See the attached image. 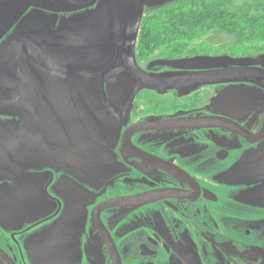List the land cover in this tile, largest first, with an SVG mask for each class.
I'll list each match as a JSON object with an SVG mask.
<instances>
[{"label":"flooded vegetation","instance_id":"1","mask_svg":"<svg viewBox=\"0 0 264 264\" xmlns=\"http://www.w3.org/2000/svg\"><path fill=\"white\" fill-rule=\"evenodd\" d=\"M142 25L141 71L205 83L143 89L107 133L90 123L83 142L71 136L69 148L46 150L56 157L23 170L31 206L23 220L0 226V264H264V46L208 30L195 38L213 36L207 47L201 39L182 52L146 53ZM85 47L80 68L92 78L120 63L119 43ZM195 58L210 62L173 65ZM78 88L111 112L106 83ZM0 121L14 134L23 127L19 117Z\"/></svg>","mask_w":264,"mask_h":264},{"label":"water","instance_id":"2","mask_svg":"<svg viewBox=\"0 0 264 264\" xmlns=\"http://www.w3.org/2000/svg\"><path fill=\"white\" fill-rule=\"evenodd\" d=\"M177 1L0 0V115L19 117L23 123L14 134L10 123L0 121V180L10 182L0 185V226L8 227L29 213L27 186L32 179L24 171L56 157L46 150L65 143L69 148L71 136L83 142L90 123L98 127L99 135L107 133L111 125L128 117L135 96L143 89L161 91L205 83L148 75L136 64L135 47L146 9ZM12 29L17 34L3 40ZM108 31H112L109 41ZM105 43L121 45L120 63L111 69L99 67L92 78L80 68L86 65L88 53L81 47L100 48ZM95 61L102 62L100 56ZM197 61L204 65L210 62L209 58H195L173 65L189 67ZM92 81L101 86L106 83L107 97L103 100L111 112L99 97L78 88ZM102 153L98 172L105 177V150Z\"/></svg>","mask_w":264,"mask_h":264},{"label":"trees","instance_id":"3","mask_svg":"<svg viewBox=\"0 0 264 264\" xmlns=\"http://www.w3.org/2000/svg\"><path fill=\"white\" fill-rule=\"evenodd\" d=\"M236 0H180L158 8L143 17L139 43L146 53L166 47L182 52L195 38L216 30L236 39V44L264 46V2L251 0L236 5ZM163 21V25L151 22ZM161 31L149 32L148 31Z\"/></svg>","mask_w":264,"mask_h":264},{"label":"rangeland","instance_id":"4","mask_svg":"<svg viewBox=\"0 0 264 264\" xmlns=\"http://www.w3.org/2000/svg\"><path fill=\"white\" fill-rule=\"evenodd\" d=\"M256 1H259V2H264V0H256ZM245 2H251V0H236L235 1V4L236 5H242V4H244ZM155 9H153V10H150V9H146V14H148V13H150L151 11H154ZM145 14V15H146ZM213 36H208V37H204V38H200V39H195L194 41H192V42H190L189 44H188V47H199V42L200 41H202L201 39H203V41L201 42L202 43V45H200V46H202V47H207V46H205V42H212L213 40L212 39H214V38H212ZM216 38H217V40H215V42H214V44H218V43H220L221 45H222V42H219V36H216ZM220 41H222V40H220Z\"/></svg>","mask_w":264,"mask_h":264}]
</instances>
